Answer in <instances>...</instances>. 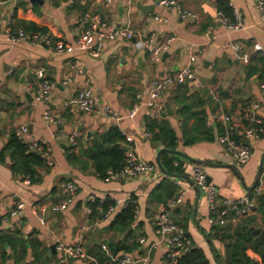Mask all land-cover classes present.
Instances as JSON below:
<instances>
[{
	"label": "crops",
	"instance_id": "0c3cea01",
	"mask_svg": "<svg viewBox=\"0 0 264 264\" xmlns=\"http://www.w3.org/2000/svg\"><path fill=\"white\" fill-rule=\"evenodd\" d=\"M26 1L28 3L25 8L14 9L16 0H0V15L4 20L0 32V232L9 231L1 217L3 209L24 201L23 215L11 219L12 231L17 230L24 236L37 238L41 242V248L46 250L44 260L49 261V264H100L95 256L98 245L108 257L104 264H111L110 260L120 252L113 254L107 241L122 240L125 235L118 233L113 237V231L108 229V225L126 207L127 199L134 197L137 207L129 226L133 237L128 239L137 241L140 236L146 238V243H138L142 253L137 254L141 256L147 255V243L154 242L146 264H162L167 246L158 242L153 226V218L160 203L149 202V194L165 176L158 170L154 175L150 173L135 178H100L94 172L91 161L81 153L80 147L70 143L69 135L78 131L76 139L85 147L90 144L93 135L117 126L126 138L124 147L129 146L138 158L155 163L158 150L166 147L160 141L152 140L151 134H144L145 118L150 115L145 101L151 81L186 65L203 84L195 87L203 101L194 92L199 105L195 104L192 109L203 108L208 119L221 107L236 122L242 119L248 102L259 100L258 114L264 128V99H261L260 88L264 83V61L259 60L264 59V22L259 18L254 0H227L230 7L238 11L241 25L229 31L225 30L218 17L217 0H177L185 8L196 12L197 20L178 19L174 9L160 7L157 5L158 0H132L131 5L129 0H111L109 5H106V0H43L42 3ZM12 10V23L18 20L34 22L50 33L52 42L43 45L28 40L15 43L8 41L4 30L8 26ZM83 12L99 15L117 26L129 25L131 29L139 30L152 38L154 44H166L160 60L150 64L146 51L137 50L133 40L126 39L105 40L98 55H90L78 48L69 53L54 52V41L63 39L69 44L75 43L80 31L78 18ZM234 43L241 44L249 54L248 63H243L236 57L232 48ZM255 44H259L263 50H255ZM164 52L167 55L162 59ZM190 56L193 60H190ZM68 60L77 64L79 71H73ZM10 67L14 68L11 74L8 73ZM37 67H43L46 79L53 84L52 95L45 104L36 101L26 87L27 77ZM189 84L193 85L191 82ZM175 86H169L163 95L165 115L176 134L175 149L202 161L197 165L203 168L205 175L211 177L210 183L218 188L221 196L237 199L245 195L248 191H245L244 185H252L264 149V132L252 142L254 148L250 158L244 164H238L242 169L243 185L230 167L237 164L218 142L220 125L214 123L213 119L209 125L205 124L210 131L208 138L194 117H178L177 105L173 102ZM84 87H90L100 102L108 103L123 115L138 100L136 95L141 103L132 118L124 116L118 122L100 115H87L78 109L62 105L63 99ZM208 88L215 90L218 101L211 98ZM219 89L226 92L221 99L217 92ZM48 109L57 115V124L49 125L44 121L43 113ZM21 125L27 128L24 134L27 141L45 139L51 147L52 165L34 167L39 173L37 181H30L23 176L20 166L16 165L19 171H15L12 167L15 160L10 150H5L9 137ZM54 134L59 138L56 139ZM69 155L78 157L80 162L73 163ZM180 158L183 174L191 177L195 163ZM237 171L239 172L238 169ZM63 178L70 179L75 184L76 191L61 214L49 212L47 215L54 223H61L59 233H50L48 219L46 227L41 225L30 204L58 202ZM172 179L178 191L187 188V192L175 210L170 211L171 220L185 225L193 247L200 248L211 264H217L215 252L223 256L225 249L221 241L209 238L212 224L208 221L209 210L204 194L200 192L194 210L195 189L184 178ZM259 180L264 187V166ZM89 195L105 196L113 202L112 209L102 218L89 219ZM255 213L259 220L260 213ZM226 223L235 224L236 221ZM95 226L97 229L94 231ZM81 233L85 238L84 251L93 261L87 257L64 258L55 249V238L65 244H72ZM246 254L259 264H264L252 250H246ZM31 260V252L28 250L27 259L23 262L30 264ZM0 264H15L8 246L0 248Z\"/></svg>",
	"mask_w": 264,
	"mask_h": 264
},
{
	"label": "built area",
	"instance_id": "2783aa9c",
	"mask_svg": "<svg viewBox=\"0 0 264 264\" xmlns=\"http://www.w3.org/2000/svg\"><path fill=\"white\" fill-rule=\"evenodd\" d=\"M15 2V0H13ZM111 0H106V5H109ZM131 1L129 0L131 5ZM72 4V1L69 2ZM255 8L259 13V18L264 22V0H254ZM157 5L165 9H174L178 19L180 20H197L198 15L196 12L185 8L177 0H158ZM218 17L223 23L225 30H233L240 27L238 19V11L233 9L234 22H230L227 17L218 12ZM13 10L10 13V21L7 22V27L4 30L6 39L12 43L20 40H28L31 43H41L43 45H49L52 42V37L49 32H33L27 33L22 27L12 29L10 24L13 22ZM4 20L0 15V32L3 27ZM78 25L80 27L79 34L76 37L74 44H69L63 39L54 41L52 44L53 50L56 53H69L75 48L84 50L90 55H98L104 45L105 40L114 39H126L133 40V45L137 50H143L147 53V60L150 64H154L160 60L162 51L166 48V44H154L152 38L139 30H133L129 25L117 26L112 22L100 17L99 15H93L89 12H83L78 18ZM233 52L236 57L243 63L249 62V54L245 51L244 47L239 43L232 45ZM255 50L262 51V47L259 44H255L253 47ZM264 53V51H262ZM190 60L193 57L190 56ZM73 71H79L77 64L67 61ZM14 71L13 67H10L8 73L11 74ZM68 81L70 79H67ZM191 82L195 87H201L203 84L199 77L194 74L193 70L188 66H184L181 69L172 71L163 75L162 77H156L151 81V85L148 91V98L145 104L148 108L149 114L162 117L166 114L165 106L163 103V95L169 86L177 85L183 82ZM26 87L29 92L33 94L36 101L40 103H47L52 95L53 84L46 79L43 67H37L33 69L32 73L26 79ZM262 91V98L264 99V83L260 85ZM208 94L212 99L218 101L217 93L214 89L208 88ZM138 100L133 103L131 109L123 115L117 109L113 108L106 102H100L99 98L94 94L90 87H84L78 89L74 94L62 100L64 107L77 108L87 115H100L112 119L115 122L121 120L124 116L132 118L137 111L141 101L139 96L136 95ZM260 109V101H250L244 107V114L239 121H233L232 116L225 113L221 107L217 109L211 117L206 119V125H209L211 120L214 123L222 126V132L218 135V142L231 154L236 164H244L251 156L253 151V144L261 134L264 132L262 120L259 117L258 110ZM43 119L47 124L55 125L58 122V117L52 113L49 109L43 113ZM27 128L25 125H21L15 131V136L25 143L30 151L40 153L46 165H52L51 161V147L45 139H31L27 141L24 137ZM146 136H150V133L144 131ZM78 131H74L69 135L71 144H76ZM56 139L59 136L54 134ZM243 139L248 141V144L242 142ZM126 163L118 171H108V178L113 177H126L135 178L144 174H155L158 172V168L155 163L148 162L138 158L135 153L129 149L126 150ZM192 180L200 192H202L206 198L209 218L208 221L211 224L224 225L226 222H235L239 218L247 217L255 214L257 199L264 193V187L259 180L256 186L245 195L231 199L223 197L219 194L218 188L213 183L206 182V175L203 168L200 165L194 164L191 170ZM76 191V186L71 180H64L60 184L61 197L56 203H43V204H30L32 212L37 217L39 223L43 226H47L46 214L47 212L63 211L67 205L71 202ZM187 192V188L181 189L177 192L176 196L169 200L167 205L160 204V207L156 211L153 218L154 233L159 243H163L167 246V251L162 258V264H195L181 262L180 258L183 253L189 249L191 245L190 238L186 235L183 227L173 222L169 216L171 208L180 203ZM89 201L93 202L98 199L99 202L108 200L105 196L89 195ZM127 203L136 204V200L132 197L127 199ZM25 207L24 201H18L14 206L3 209L1 213L2 220L7 224L8 230H13L11 219L13 217H21ZM112 209V205L109 206L107 213ZM88 213L91 211L87 208ZM214 214V215H211ZM85 226L82 227V230ZM85 238L81 233L72 244H65L60 239L55 238V249L62 253L64 258L83 259L88 257L83 248V242ZM137 242L141 245L146 243V238L140 236L137 238ZM154 242L147 243V255L154 247ZM147 255L141 256L137 253L120 252L114 258H112L111 264H146ZM110 264V262H108Z\"/></svg>",
	"mask_w": 264,
	"mask_h": 264
},
{
	"label": "trees",
	"instance_id": "16d2710c",
	"mask_svg": "<svg viewBox=\"0 0 264 264\" xmlns=\"http://www.w3.org/2000/svg\"><path fill=\"white\" fill-rule=\"evenodd\" d=\"M26 0H16L15 7L25 8L27 6ZM216 5L218 12L222 13L229 19L230 22H234L233 9L230 7L227 0H217ZM12 29L22 27L27 33L33 32H46L44 27H39L34 22L16 21L10 24ZM261 62L263 58L259 59ZM195 86L190 85L188 81L177 84L173 88V102L177 105L176 113L179 118L186 119L194 117L200 124L205 134L210 137V131L206 129V112L203 108L195 110L193 106L199 105L196 96L194 94ZM219 99L226 95V92L219 89ZM218 104L217 102H215ZM220 125V124H219ZM146 131L151 134V138L154 141H160L162 145L168 149H175L176 146V134L175 131L166 117H156L148 115L145 118ZM222 132V126H220V133ZM126 138L121 133L117 126H111L108 130L95 134L90 138V144L83 147L77 140L76 145L80 147L81 153L87 156L91 161L94 172L98 174L100 178L107 176L108 171H118L126 163V150L124 145L126 144ZM10 150L11 156L15 160L13 169L19 171L23 176H26L30 181L38 180L39 173L34 167L45 166V160L43 156L37 152L30 151L25 143H22L12 133L6 144L5 150ZM71 157L73 163H79L78 157ZM161 163L166 171L181 175L184 173L183 164L180 157L172 154L163 153L161 155ZM18 167H17V166ZM85 167V165H83ZM63 180H70L63 178ZM178 192V187L172 177L165 176L159 182V184L149 194V202H156L163 205H167L168 201L173 199ZM134 198V197H132ZM135 199V198H134ZM113 205V202L106 200L99 202L95 199L89 203V219L102 218L107 212L109 206ZM177 205V204H176ZM176 205L171 208L170 211L175 210ZM137 203H127L126 207L118 212L110 224L108 229L113 231L112 236L124 234L125 238L122 240L110 239L107 244L113 254L117 252H136L142 253L140 245L137 241H129V237H133V231L129 230V226L133 221L135 215ZM256 212L260 213V219L256 217V213L247 217L239 218L235 224L226 223L224 225L212 224L209 238L218 239L224 245L225 253L221 256L215 252V261L217 264H259L255 259L250 258L246 254V250L250 249L255 252L264 262V193L258 197ZM170 213V212H169ZM214 215V214H211ZM188 236L185 225H181ZM24 236L16 231H3L0 232V248L8 246L12 255V260L15 264H20L27 259L28 250L31 252L32 260L30 264H49V261L44 260L45 248H41V242L37 238ZM189 237V236H188ZM98 245L96 247V259L100 264H104L108 259L105 253ZM181 262L195 263V264H211L204 252L191 245L187 252H184L180 258Z\"/></svg>",
	"mask_w": 264,
	"mask_h": 264
},
{
	"label": "water",
	"instance_id": "95a60500",
	"mask_svg": "<svg viewBox=\"0 0 264 264\" xmlns=\"http://www.w3.org/2000/svg\"><path fill=\"white\" fill-rule=\"evenodd\" d=\"M30 2H39V3H42L43 0H30ZM166 55H167V53L164 52L162 54V59H164V57ZM139 60H140V58H138V61ZM194 92L197 95L198 99H200L201 102H202L203 100L201 99L198 90L195 89ZM242 142L244 144H248V141L246 139H243ZM124 148H125V150H129L130 149L129 146H125ZM162 153H168V154H172V155H177V156L183 157L184 159H186V160H188V161H190L192 163H195V164H200L202 161L197 160V159H194V158L190 157L189 155L183 153L180 150H177V149H168V148H161V149H159L158 152H157V154H156V157H155V164H156L158 170L161 171V173L164 176H168V177H172V178H184L195 189V191H196V200H195V203H194V210H196L197 200H198L199 194H200L199 188L196 185H194L193 180H192V178L190 176L185 175V174L177 175V174H173V173H170V172L166 171L165 168L163 167V165L161 163V159H160V156H161ZM263 166H264V149L262 150L261 156L259 158L257 170H256L255 177H254V181H253L252 185H250L249 187H247V186H245L243 184L242 175L237 171V169L235 168V166H231L230 165V167L236 173L237 177L240 179L241 183L244 185L245 191H248V192H250L256 186V184L259 182V179H260V176H261V173H262V170H263ZM206 182L207 183L211 182V177L208 176V175H206ZM55 213L61 214V211H56ZM194 218L195 217H194V213H193V219ZM96 229H97V227L95 226L94 231ZM51 247L54 248L53 246H51ZM20 264H28V262H23V263H20Z\"/></svg>",
	"mask_w": 264,
	"mask_h": 264
},
{
	"label": "rangeland",
	"instance_id": "374dc122",
	"mask_svg": "<svg viewBox=\"0 0 264 264\" xmlns=\"http://www.w3.org/2000/svg\"><path fill=\"white\" fill-rule=\"evenodd\" d=\"M74 109L77 110V108H74ZM232 164L235 165L234 162ZM235 166H236V168L239 170V172L241 174L242 173V169L239 168L238 164L235 165ZM226 170H229V168L226 167ZM48 214H49V212H47V214H46V219H48L49 232L51 233V231H55V232L59 233L60 232L59 227L61 226L60 225L61 223L60 222H58L57 224L54 223L52 220H50V218H47Z\"/></svg>",
	"mask_w": 264,
	"mask_h": 264
}]
</instances>
